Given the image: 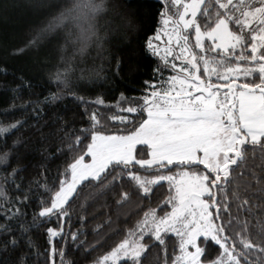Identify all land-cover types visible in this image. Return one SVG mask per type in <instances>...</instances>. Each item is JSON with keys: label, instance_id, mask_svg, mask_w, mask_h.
<instances>
[{"label": "snow or ice", "instance_id": "snow-or-ice-1", "mask_svg": "<svg viewBox=\"0 0 264 264\" xmlns=\"http://www.w3.org/2000/svg\"><path fill=\"white\" fill-rule=\"evenodd\" d=\"M106 12V0H70L66 6L57 5L25 46L13 49L12 54L26 48L38 53L43 41L61 34V50L69 42L81 54L91 45L103 48L99 20ZM159 12L164 29L155 39L168 35L161 59L172 74L144 81L143 94L138 97L121 93L117 106L126 100L127 107L121 108L125 114H113L102 122L93 111L86 124L66 132L62 137L66 151L57 149L65 161L51 184L37 181L35 191L31 187L21 190L16 180L18 167L0 171V264H28L23 248H31L32 241L24 239L28 229L21 218L23 207L33 200L38 211L32 226L56 217L58 226L46 229L50 237L67 239L70 234L74 245H82V233L71 228L65 232L63 225L66 219L70 222L69 209L85 187L101 194L118 191L117 209L129 204L133 195L139 200L135 221L120 228L116 234L122 233L121 238L91 264H120L122 260L141 264L142 254L156 242L166 251L170 233L176 238L174 252L165 255L162 264H264V226L253 231L249 221L239 219L248 200H241L233 213L228 196L231 190L233 201L240 199L239 186H229L239 175L236 168H244L249 151L255 154L258 150L264 157V0H168ZM147 47L159 55L152 37ZM60 60L49 70L48 83L55 84L57 92L40 97L31 91L35 87L31 80L18 76L20 82L10 86L9 109L27 111L31 107L38 116L41 105L57 100L62 87L70 89L76 69L70 59L61 56ZM153 72L156 75L161 69ZM0 74L7 75V68L0 66ZM25 89L37 99L23 100ZM68 95L76 93L69 90ZM76 98L81 104L104 105L99 96L94 101ZM18 99L20 105L15 103ZM108 121L120 126L105 128ZM25 124L23 119L0 123V137ZM12 143L15 147L20 140ZM9 155L10 150L0 153V164L6 165ZM252 181L256 191L264 193V174L252 171L245 191H250ZM9 183L22 194L10 196L4 188ZM165 183L167 195L153 206L152 196ZM130 218L126 217L125 224ZM112 223L109 215L104 224ZM55 255L61 257L60 264H74L64 259V247L54 246L46 264H55Z\"/></svg>", "mask_w": 264, "mask_h": 264}, {"label": "trees", "instance_id": "trees-1", "mask_svg": "<svg viewBox=\"0 0 264 264\" xmlns=\"http://www.w3.org/2000/svg\"><path fill=\"white\" fill-rule=\"evenodd\" d=\"M69 2L70 0H0V66L8 70L7 75L0 74V123L10 124L16 119L27 121V124L18 130L0 137V153L10 150L8 163L0 164V171H11L12 167H18L16 180L21 190L31 187L35 191L37 181L41 184L53 182L58 169L65 161V156L57 151L66 143L62 137L66 132L86 124L88 114L96 111L100 114L102 122L105 117L113 114L123 115L125 113L121 108L127 107V101L124 100L117 106V102L122 100L121 93H124V97H138L143 94L144 81L160 79L159 73L154 75L153 72L155 68H160L158 58L147 47V43L158 26L159 10L164 6L163 0H106L107 12L99 20L100 34L105 37L103 48L91 45L81 54L69 42L61 50L60 45L64 44V36L61 34L43 41L38 53L26 48L19 54H12L13 49L25 46L35 28L46 19L55 6H66ZM61 56L65 61L70 59L76 69L71 76L70 89L62 87L58 93L59 98L54 102L42 104L43 111L38 116L31 107L27 111L10 110L13 95L10 86L20 82L18 76L22 75L31 80L35 85L31 91L40 97L47 95L49 91H58L56 85L49 84L48 81L51 66L62 63ZM117 60L120 61L119 65ZM81 76L84 77L83 80L80 79ZM69 90L87 101H94L99 96L104 100V105L94 102L81 104L76 96L68 95ZM22 96L23 100L37 99V95H30L27 89L23 91ZM15 103L20 105L21 100L18 99ZM119 126V122L112 121L104 124L105 128L113 130ZM17 139L20 143L13 147L12 142ZM63 151L66 150L62 149ZM262 169L264 157L258 150L255 154L249 151L244 168H236V174L239 175L229 186L230 189L232 186H239L240 199L233 201L231 190L228 192L233 213H237L236 206L241 200H248V205L239 211V219L249 221L253 231H258L264 226V193L256 191L257 185L254 181L251 182L250 191H245V182L251 181L252 171L264 174ZM4 188L10 196L22 194L15 190L13 184H4ZM167 188L165 183L162 188L156 189L155 195L152 196L153 206L167 195ZM117 197L118 191L101 194L96 189L85 187L80 197L73 201L69 209L71 220L69 222L66 219L63 227L65 232H68L69 228L78 229L82 233V245H74L70 234L67 239L50 237L46 229L58 226L56 217L45 218L47 222L32 226L33 216L38 211L35 200L26 207L22 206L25 215L21 222L28 229L24 239L32 241L31 248H23L28 264H46L53 246L57 249L64 247L67 253L64 259L73 261L74 264H91L96 257L103 255L121 238L122 233L116 234L118 230L130 227L137 218L133 213L139 203L138 197L133 195L132 201L119 209L114 204ZM143 203L147 204V201ZM109 215L113 220L111 226L104 224ZM129 216L131 218L125 224V219ZM81 217H84L83 222ZM98 224L102 225V229L96 228ZM169 237L171 239H166V251H162L156 242L155 247H150L142 254L141 264H162L165 255H173L176 238L173 234H169ZM15 258L14 252L11 259ZM53 259L55 264H60L59 255H55ZM120 264L125 262L122 260Z\"/></svg>", "mask_w": 264, "mask_h": 264}, {"label": "rangeland", "instance_id": "rangeland-1", "mask_svg": "<svg viewBox=\"0 0 264 264\" xmlns=\"http://www.w3.org/2000/svg\"><path fill=\"white\" fill-rule=\"evenodd\" d=\"M166 2H168V0H163L164 4ZM233 2H235V0H233ZM161 29H164V26L161 23V18H159L158 26H157L155 32L151 35V37H152V45H153V47L154 48L158 47V49H159V55H155V56L158 58L159 66H160V69H161V73H159L160 79H166L170 74H172V70L170 68H167L164 65V63H163L161 58L163 57V55L165 53V48L168 46V43H167L168 42V35L161 34L159 40L155 39V34L158 31H160ZM166 31L170 33L172 31L171 26H168ZM172 43H173V45L175 44V40L174 39H173ZM150 51L152 52L151 49H150ZM169 59H171V58H169Z\"/></svg>", "mask_w": 264, "mask_h": 264}]
</instances>
